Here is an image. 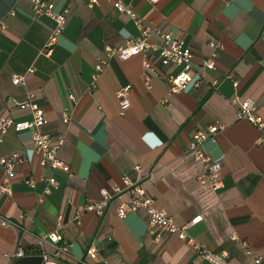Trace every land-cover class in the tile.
Listing matches in <instances>:
<instances>
[{
    "label": "crops",
    "instance_id": "obj_1",
    "mask_svg": "<svg viewBox=\"0 0 264 264\" xmlns=\"http://www.w3.org/2000/svg\"><path fill=\"white\" fill-rule=\"evenodd\" d=\"M48 1L57 12L68 10L50 57L40 52L52 22L33 17L30 0H0V24L5 26L0 30V115L29 120L28 111L17 104L32 94L48 120L44 132L64 135L58 157L70 170L40 167L28 132L3 136L0 153H18L23 162L15 168L11 196L0 195V216L10 222L0 223V264H40L41 250L61 264H211L175 237L148 235L144 211L118 219L120 200L103 218L83 212L75 219L78 209L100 198L101 190L122 187L127 175L142 181L154 207L176 225L202 216L186 231L196 244L224 254L228 264H254L256 256L264 264V132L236 115L239 102L253 100L264 120V0H123L144 22L182 38L192 49L204 80L180 94H169L165 82L180 67L154 62L157 76L147 87L142 55L107 60V46H122L138 34L110 2L99 0L89 8L88 0ZM211 41L219 47L216 68L206 70L200 63L210 55ZM100 60L106 66L90 90ZM15 76H22V83L14 85ZM213 81H219L216 88ZM126 86L130 105L122 111L115 93ZM215 124L222 127L216 140L202 144L221 161L224 187L212 191L199 182L202 168L188 144L194 133ZM4 176L0 169V182ZM48 177L57 185L45 194ZM49 234L60 235L69 246L66 257L57 256L48 241L38 245ZM90 245L95 257L85 255ZM19 250L26 254L17 256Z\"/></svg>",
    "mask_w": 264,
    "mask_h": 264
},
{
    "label": "built area",
    "instance_id": "obj_2",
    "mask_svg": "<svg viewBox=\"0 0 264 264\" xmlns=\"http://www.w3.org/2000/svg\"><path fill=\"white\" fill-rule=\"evenodd\" d=\"M32 4V16L35 18H48L52 24V30L49 34L45 44L42 47L41 54L50 57L53 49L56 46L59 38L62 36L68 10L62 12L55 11V5L48 0H30ZM110 2L113 8L121 13L126 14L133 23L138 34L135 37H127L122 46L113 47L107 46L104 49L105 56L108 59L117 57L119 60H127L134 56L142 55L143 60V80L147 87L150 86L152 78L157 76L156 69L153 65L158 62L161 66L180 67V70L175 74L167 75L165 82L169 94H180L188 91L190 88L197 87L204 77L194 65V55L192 49L186 45L182 38L173 36L170 32H164L149 23L144 22L135 13L133 7L125 4L123 0H105ZM156 2L158 0H150ZM99 0H88L87 6L93 8L97 5ZM5 26L0 24V30H4ZM211 53L208 57L202 59L201 67L206 70H214L216 68L215 57L218 45L211 41L208 43ZM107 61H101L95 66L92 75V81L89 86L90 90L96 88V81L99 74L103 71ZM31 72V70H29ZM234 86L237 85L236 80L231 75ZM22 83V76H15L13 84ZM219 81H213L212 86L217 87ZM130 87L126 86L116 91L115 97L119 102L122 111L129 107L128 95ZM73 100V96H69ZM19 110L28 111L30 119L25 121H16L11 117H4L0 115V143L2 138L9 131L14 132H28L30 142L33 146V152L40 156L39 166L42 168H49L53 171H58L67 174L69 166L61 161L58 157L59 150L64 143V135L59 133L56 137L50 136L44 132V128L48 124V120L44 111L35 102L34 96L28 94L26 100L17 104ZM236 115L238 120L247 121L259 131L264 132V120L257 114L256 103L253 100H245L239 102L236 108ZM62 121L68 124L70 118L66 112L61 113ZM222 130L219 125H210L204 131H197L193 134L191 141L188 144V151L193 160L202 168V174L199 177L201 184H206L212 191L222 189L224 187L221 179V161L214 160L202 148L203 142L207 139L216 140L217 134ZM23 162V158L18 153H12L9 156L0 153V169L5 176L0 182V195L11 196V183L15 178L16 166ZM134 171H138L139 167L135 166ZM46 188L45 194H50V189L57 185V181L53 177L45 179ZM25 183L33 187L34 181L31 179L25 180ZM123 197H126L124 200ZM115 200H120L115 208L116 217L120 220L126 218L129 214H135L140 211L146 213V232L155 239H164L166 237H175L178 240L186 243L192 247L197 255L211 264H228L225 255L217 254L203 248L196 244L194 240L187 236V229L202 221V216L198 215L189 222L183 225H176L173 219L164 211L157 210L154 207V199L147 192L143 183L139 179L132 180L128 175L122 178V187L113 186L110 190L103 189L100 191V198L97 201L89 203L84 208L78 209L75 219H79L83 212H93L99 219L103 218L109 209L111 203ZM0 223L2 226L10 225V222L0 216ZM233 241H238L236 236H232ZM46 241L56 246V255L66 257L68 255L69 246L63 241L58 234H49L41 236L39 239V246H42ZM241 247L247 254H251L252 250L244 242H241ZM96 249L90 245L85 255L89 257L96 256ZM26 254L23 250L17 252V256H24ZM262 256H256L253 259L254 264H260ZM40 264H61L59 261L50 259V257L41 250ZM79 264H83L80 262ZM249 264V263H248Z\"/></svg>",
    "mask_w": 264,
    "mask_h": 264
},
{
    "label": "clouds",
    "instance_id": "obj_3",
    "mask_svg": "<svg viewBox=\"0 0 264 264\" xmlns=\"http://www.w3.org/2000/svg\"><path fill=\"white\" fill-rule=\"evenodd\" d=\"M153 146H155V145H153Z\"/></svg>",
    "mask_w": 264,
    "mask_h": 264
}]
</instances>
